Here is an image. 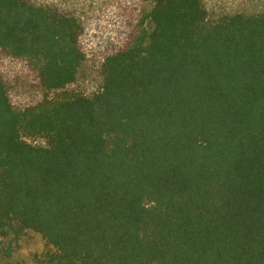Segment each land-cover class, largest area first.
Returning <instances> with one entry per match:
<instances>
[{
	"label": "trees",
	"instance_id": "trees-1",
	"mask_svg": "<svg viewBox=\"0 0 264 264\" xmlns=\"http://www.w3.org/2000/svg\"><path fill=\"white\" fill-rule=\"evenodd\" d=\"M142 1L88 96L65 90L77 19L0 0V50L53 94L15 110L0 76V246L37 235L28 264H264V14Z\"/></svg>",
	"mask_w": 264,
	"mask_h": 264
},
{
	"label": "rangeland",
	"instance_id": "rangeland-1",
	"mask_svg": "<svg viewBox=\"0 0 264 264\" xmlns=\"http://www.w3.org/2000/svg\"><path fill=\"white\" fill-rule=\"evenodd\" d=\"M35 6H46L59 13L71 15L82 27L80 39L85 60L76 80L65 90L88 96L100 90L101 66L114 51L126 46L136 33L139 21L150 8L142 0H24ZM210 20L223 15L264 14V0H203ZM0 76L5 83L11 105L15 110L39 103L46 93L40 86L35 66L26 59L14 58L0 50ZM35 146H46L44 138H25ZM44 242L33 233L18 239L7 238L0 246V264H28L34 254L41 252Z\"/></svg>",
	"mask_w": 264,
	"mask_h": 264
}]
</instances>
